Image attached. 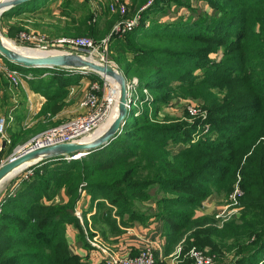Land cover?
<instances>
[{
  "label": "trees",
  "instance_id": "obj_1",
  "mask_svg": "<svg viewBox=\"0 0 264 264\" xmlns=\"http://www.w3.org/2000/svg\"><path fill=\"white\" fill-rule=\"evenodd\" d=\"M206 2L211 13L201 11L187 22L163 17L180 0H131L124 15L113 12L101 29L85 18L78 35L100 42L117 23L141 15L135 29L111 36L107 49L124 77L138 82L135 91L146 90L152 101L135 100L144 106L135 116L131 92L125 124L107 145L79 159L57 158L29 167L32 175L0 202V264H85L69 254L64 237L71 225L84 240L74 214L82 191L96 207L90 226L102 225V239L109 232L121 234L120 228L159 221L163 258L180 245L178 264H191L184 255L192 248L212 257L213 264H224L230 253L234 264H264V0ZM20 30L10 27L6 35L14 40ZM4 60L19 71L50 74L49 81L27 80L46 99L40 115L62 103L63 86L73 80L62 74L65 70L25 68ZM56 81L64 83L61 90ZM174 94L197 102L206 116L203 122L215 134L176 154L169 142L181 136L188 142L201 123L156 119L158 106ZM236 190L239 216L220 228L198 212L209 199L228 202ZM85 217L82 212L93 237ZM155 264L167 262L156 258Z\"/></svg>",
  "mask_w": 264,
  "mask_h": 264
},
{
  "label": "rangeland",
  "instance_id": "obj_2",
  "mask_svg": "<svg viewBox=\"0 0 264 264\" xmlns=\"http://www.w3.org/2000/svg\"><path fill=\"white\" fill-rule=\"evenodd\" d=\"M77 2H80V3H78V5H76L74 9L68 10V11L63 10L64 15L66 14L70 15L71 13H74L71 17V23L69 20L64 19L63 22H59V24L57 25H54L53 23L48 24V21H51L52 16L46 17L44 16L46 13H40L41 16L38 17L35 15H32L31 13H26V15L24 16L25 17L24 21L21 22L22 25H24V27H21V30L19 31L18 35L20 33H25L28 35L40 37L43 39V41L47 45H51L54 43L55 40L62 39V38H66V39H76L77 37L89 38L93 43L95 52L85 51L84 53H78L75 50L70 51L65 48H54V47H51L50 51L58 52V53L74 52V53L81 54L85 57H88L90 54L93 53L94 54L93 57L89 56L90 58L98 62H101V63L111 64L113 67L120 70L119 67L111 60L109 56V51L107 49V42L111 36H116V35L121 36V35H124L125 32L132 31L133 29H135L137 25L139 24L141 15L140 14L138 15L139 20L136 22L137 25L135 27H129L128 29V26L125 27L126 25H124L125 21H121L112 28V32L104 40H101L100 42H98L88 36L78 35V33L80 32L78 29H80L85 18H88V24L94 25L95 27L101 29L107 17L113 14L112 8L115 7L116 4L125 5L127 9L131 3V0H99V2L95 0H77ZM96 2L99 3V6L96 5ZM169 2L170 0H163V3L168 4ZM180 3L181 4H179L178 6L174 5L173 7H171L173 11L169 12L168 10V15L165 14V16H163L164 19H166V21L167 20L176 21V19L179 17L180 19L185 18L187 22L188 21L187 19H189L190 16L191 17L194 15L196 16V14L198 15L199 13L204 14L205 11H208L209 13H211V10L209 9V6L206 0L204 1L203 0H180ZM163 7L164 5L162 6V8ZM201 11H204V12H201ZM124 13L122 15H124ZM160 13H161L160 15H164L162 12ZM128 20L131 22L133 18L132 17L128 18L126 21ZM0 22H1L0 24V36L1 37L9 40L11 44H14V46L17 48H23L29 51L37 50L35 46H32L28 43L20 41L18 39V35L16 36L14 40L9 39L7 35L5 34L4 29L2 30V26L4 25L3 21L0 20ZM144 25L145 27H148L149 25L148 21L145 22ZM53 36H57V37H53ZM131 57H132L131 55H128V59H131ZM213 57H214L213 60H218L215 54ZM0 64L6 70H11V67L7 63H5L3 60L0 61ZM16 70L18 73L22 72V71H19L17 68ZM67 71H70L71 73L76 74L78 76H73L72 74L71 77H73V80L69 84H66L65 85L66 87L63 86L64 83L60 84L59 83L60 81H56V84L58 85L59 90H61L62 86L64 87L63 89L66 90L65 97L61 104H57V105L52 104V107L47 111L46 116L40 115V110L35 114V116H33V119H36L34 120L36 122L31 124L30 126L31 130L28 135V139L31 141H29V143H26V145L31 144L32 140H34L35 138L39 136L44 135L46 132L51 131L55 128L65 130V134L63 135H66V134L70 135L71 133H75L73 131L74 129H70L71 124L76 119L83 118L88 114L87 113L88 109L84 106V103L86 102L89 96H94L96 98L98 102L99 110L102 112V115L97 120L98 123L94 127H92L90 130L87 129V131H85L84 133H81L78 136H77L78 132H76L74 135L68 136V138L70 139L69 142H83L90 138H94L95 136H97V134L101 130L103 131V129L110 123L109 120L114 117L116 104L113 105L111 108L107 109L108 99L117 97L116 92H115L116 85L112 81L106 80L98 75L95 77L91 76L87 78L89 79L90 82L89 83L87 82V85L83 87L80 81L82 79L85 80L82 74L86 75L87 73H84V72L82 73V72L72 71V70H67ZM35 72L36 73L34 74L36 75V77L40 76L41 79H45L43 78V72H38V71H35ZM199 72L200 73L198 75H200L203 72V70L201 69ZM26 73L29 74V72H26ZM78 73H81V74H78ZM45 74H48V73H45ZM62 74L66 75L67 73H62ZM20 78L21 79H20V83L18 84V86L24 82L23 77L20 76ZM6 80L10 84V81L7 77H6ZM45 80L49 81V78H46ZM126 80H127V83L129 84L135 85L136 83V85H138V82L136 80H128V79ZM131 91L134 94V96L132 97L134 101L138 100L140 97H144L146 101H149V102L152 101V96L148 94L146 90L143 91V94H139L137 90L135 91L134 89H132ZM73 94L74 95L78 94V97L76 98L77 105L74 104L75 100L70 98ZM112 108H113V112H112ZM158 108H159V111H158V115L156 116V119L158 121L160 120L162 122L165 121L166 123L174 122L178 124L185 123L188 125H192L196 121L200 120L199 122L201 123L200 128L196 127L194 134L188 138V142H185L186 136H181V138H177L173 143L169 142L170 143L169 147H170V151L172 152V154H176L179 151L186 148L188 145L200 140L202 136H210V137L215 136V134L211 132L209 124L203 122L206 119V116L204 115V118H203L198 115V112L200 113H203V112L200 110V105L197 104V102L195 101L182 98L181 95L179 94H174L169 100H167L164 103H161L158 106ZM132 109H133L135 116L141 115L144 112L143 110L144 106H142L141 104H138L137 102L132 107ZM151 109H152V106L148 109V111H151ZM54 110L57 111L58 115L61 114L59 120H55V121L52 120V118L55 115H57L55 114L51 118L50 114ZM129 111H130V107H129ZM192 111H194L196 114L194 115L190 114V112ZM111 115H112V118H111ZM109 116H110V119L108 120ZM4 129H5V126H4ZM0 136H1V133H0ZM177 140L179 141L177 142ZM16 149H19V147H16L14 150ZM74 157L69 160H73ZM0 160H4L5 162L7 158L1 157ZM19 174L20 173L12 176L11 178L7 179L6 181L2 183V185L0 186V198L3 197L7 192H12L14 190L15 186H13V183L17 181V179L19 178L18 176ZM231 200L233 199H228V202H227L225 201V199H223V197H220L217 199L215 198L209 199L198 210V212L201 214L211 216L214 219V225L220 228L221 225L225 223L226 221L230 220V218L239 216V209L235 208V204ZM90 206L92 208L89 211ZM82 212H85L86 214L85 218L89 222L88 231L90 233H93V237H89L86 232V228L84 227V223L82 220ZM95 212H96L95 205L90 204L89 196L87 195L85 191H82L81 199L77 203L74 214L79 218L78 220L83 229L84 236L91 240L94 239V237H97V239L99 238L102 239V237L100 236L101 235L100 231H99V228L102 227V225H96L95 228L90 226L91 214ZM107 236H108L107 240L102 239L103 244H104L103 247H107L105 246V244L112 245L113 238L117 237V235L110 234V232L107 233ZM161 241L164 245V238H161ZM178 247H180L181 249L180 245H178ZM224 264H234V258L232 257L231 253L227 254Z\"/></svg>",
  "mask_w": 264,
  "mask_h": 264
},
{
  "label": "crops",
  "instance_id": "obj_3",
  "mask_svg": "<svg viewBox=\"0 0 264 264\" xmlns=\"http://www.w3.org/2000/svg\"><path fill=\"white\" fill-rule=\"evenodd\" d=\"M95 1L99 2V0ZM97 2L96 5L99 6V3ZM78 3L80 2H77V0L28 1L4 12V14L0 17V20L4 23L2 30L4 29L5 34H7L10 27H24L21 22L24 21V16L26 13H31L32 15L38 17L41 16L40 13H46L44 16H52V19L51 21H48V24L53 23L54 25H57L59 22H63L64 19L69 20L71 23V17L74 13H71L70 15H64L63 10H72L76 7V5H78ZM3 61L5 62L4 59ZM34 73L36 72L33 71L32 73L27 74L26 72L22 71L21 75L23 76L24 82L17 87L10 85L6 80L5 74L0 72V120H3L5 126L4 132L0 136V158L6 157L8 159L14 153V151L17 150H14L16 147L25 148L28 146L26 143L31 141L28 139V135L31 130V124L36 122L34 121L36 119H33V116H35V114L41 109L46 101V99L40 94L34 93L27 83V80L29 79L41 78L40 76L36 77ZM63 73H67L66 75L73 74L67 70L63 71ZM82 75L85 80L82 79L80 82L81 85L85 87L87 82L89 83L90 81L87 79V75ZM43 78H50V74L43 73ZM77 97L78 94H73L70 97L75 100V105H77ZM60 116L61 114H57L52 118V120H59ZM19 173V178L13 183V186H15L14 190L12 192H7L3 197H1L0 202H2L8 196L14 195L19 183L22 180L28 179L29 175H32V170H23ZM120 229L123 232L118 234L117 237L113 238L112 245L105 244V246H107L106 248L115 252L118 256L133 257L136 256L142 249H144L145 246L152 245L156 251L157 258H163L161 222L152 221L145 226L133 224L128 228ZM64 237L67 241L68 252L70 255L79 256L85 264H104L103 254L96 247H92L88 243L85 236L84 240H81L79 231L76 227L71 225L67 226ZM94 238L98 240L97 242L100 245H104L101 238Z\"/></svg>",
  "mask_w": 264,
  "mask_h": 264
},
{
  "label": "water",
  "instance_id": "obj_4",
  "mask_svg": "<svg viewBox=\"0 0 264 264\" xmlns=\"http://www.w3.org/2000/svg\"><path fill=\"white\" fill-rule=\"evenodd\" d=\"M28 1L31 0H0V17L4 12ZM9 42V40L0 36V56L8 62L25 68L66 69L98 75L106 80L112 81L116 85L117 103L114 118L94 138L83 142H59L42 147L28 146L17 149L0 166V186L7 179L40 162L57 158L69 160L74 156H84L90 151L107 145L120 134L129 115V94L132 89L135 90L137 87L136 83L135 85L127 83L122 72L111 64L98 62L89 56L85 57L74 52L27 53L17 49L15 46H11L8 44Z\"/></svg>",
  "mask_w": 264,
  "mask_h": 264
},
{
  "label": "built area",
  "instance_id": "obj_5",
  "mask_svg": "<svg viewBox=\"0 0 264 264\" xmlns=\"http://www.w3.org/2000/svg\"><path fill=\"white\" fill-rule=\"evenodd\" d=\"M112 10L113 12L118 11L122 15L125 12L126 7L125 5L122 4H116L115 7L112 8ZM138 15L135 16V18H133L131 22L129 20L125 21L124 23V25H126L125 27L128 26V29L129 27H135L137 25L136 22L139 20ZM18 39L32 46H35L37 48L36 51L38 52H52L50 51L51 47L65 48L70 51L75 50L78 53H84L85 51L95 52L92 41L86 37H77L76 39H66V38L57 39L51 45H47L40 37L28 35L25 33H20L18 35ZM93 55L94 54L92 53L89 56L93 57ZM1 60H3V58L0 56V61ZM0 72H3L5 74V76L9 79L10 84L13 86H18L21 79L20 76L23 77L21 73L17 72L16 69L6 70L5 68H3L1 64H0ZM115 100H116L115 98L108 99L107 109L111 108L114 105ZM84 106L88 109L87 110L88 114L83 118L76 119L71 124L70 127V129H74L73 131L75 133L78 132L77 136L87 131V129L90 130L92 127H94L98 123L97 120L102 115V112L99 110L98 102L94 96H89L86 102L84 103ZM190 114L194 115L196 113L192 111L190 112ZM198 115L204 118L205 113L198 112ZM3 132H4V122L3 120H0L1 135L3 134ZM75 133H71L70 135L68 134L63 135L65 134V130L55 128L51 131L46 132L44 135L39 136L34 140H32L31 144H28V146L42 147L45 145H51L59 142H69L70 139L68 138V136L74 135ZM4 163H5L4 161L0 160V166L3 165ZM236 196H239L237 190L229 198V199H233L231 201H233L234 204H236L235 202ZM87 241L92 247H96L103 254L104 264H155L157 258L156 251L152 247V245L145 246V248L142 249L136 256L121 257L118 256L115 252L111 251L110 249L100 245L97 242L96 238L92 240L87 238ZM180 250H181L180 247H177L176 251L173 254L167 256L166 258L160 257L159 259H164L167 262V264H178L180 262L179 260ZM186 257L189 260H191V264H213L212 257L207 255L204 251H200L195 248L190 249L187 252V254L184 255V258Z\"/></svg>",
  "mask_w": 264,
  "mask_h": 264
},
{
  "label": "bare ground",
  "instance_id": "obj_6",
  "mask_svg": "<svg viewBox=\"0 0 264 264\" xmlns=\"http://www.w3.org/2000/svg\"><path fill=\"white\" fill-rule=\"evenodd\" d=\"M8 44H10L11 46H14V45L11 44L10 42H9ZM16 48H17V47H16ZM17 49H19V50H21V51H23V52H27V53H41V52H38V51H35V50H34V51H29V50H27V49H24V50H23V48H22V49H21V48H17ZM115 92H116V96H117V88H116ZM115 99L117 100V97H116ZM116 100H115L114 105L117 103ZM112 112H113V108H112ZM112 112H111V114H112ZM115 114H116V108H115ZM114 116H115V115H114ZM111 118H112V115H111ZM113 118H114V117H113ZM113 118H112V119H113ZM109 119H110V116H109L108 120H109ZM112 119H110L109 121L111 122ZM108 120H107V121H108ZM107 121H106V122H107ZM101 132H102V130H101L99 133H101ZM99 133H98V134H99ZM98 134H97V135H98ZM95 137H96V136H95ZM80 157H82V156H81V155H77V156H75L74 158H75V159H79Z\"/></svg>",
  "mask_w": 264,
  "mask_h": 264
}]
</instances>
